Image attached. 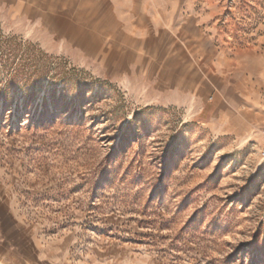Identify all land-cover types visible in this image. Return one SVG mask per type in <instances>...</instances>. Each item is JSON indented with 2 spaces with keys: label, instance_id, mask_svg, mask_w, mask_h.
<instances>
[{
  "label": "rangeland",
  "instance_id": "obj_1",
  "mask_svg": "<svg viewBox=\"0 0 264 264\" xmlns=\"http://www.w3.org/2000/svg\"><path fill=\"white\" fill-rule=\"evenodd\" d=\"M45 1L0 0V264H264V0H143L145 50L209 74L178 101L108 75L112 37L48 44Z\"/></svg>",
  "mask_w": 264,
  "mask_h": 264
},
{
  "label": "crops",
  "instance_id": "obj_2",
  "mask_svg": "<svg viewBox=\"0 0 264 264\" xmlns=\"http://www.w3.org/2000/svg\"><path fill=\"white\" fill-rule=\"evenodd\" d=\"M142 5L143 0H46L41 18L43 35L48 44L54 43L62 52L92 59L105 52L102 37H112V48L106 50V57H101L106 61L108 75L126 70V84L153 94L149 98L156 101L168 100L169 92L173 93V101L182 95L205 97L211 89L206 79L209 74L203 68L190 71L185 52L175 55L172 50L164 57L145 50L143 37L152 24L148 26V14ZM27 17H31L29 8ZM38 18L34 16V20ZM190 40L194 42V37ZM203 43L209 44V40L204 38ZM207 54L202 51L200 55L203 66L206 60L209 62ZM246 82L252 84L253 79Z\"/></svg>",
  "mask_w": 264,
  "mask_h": 264
},
{
  "label": "built area",
  "instance_id": "obj_3",
  "mask_svg": "<svg viewBox=\"0 0 264 264\" xmlns=\"http://www.w3.org/2000/svg\"><path fill=\"white\" fill-rule=\"evenodd\" d=\"M260 148H261V152L264 155V131L262 133V137H261V144H260Z\"/></svg>",
  "mask_w": 264,
  "mask_h": 264
}]
</instances>
